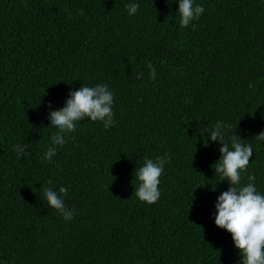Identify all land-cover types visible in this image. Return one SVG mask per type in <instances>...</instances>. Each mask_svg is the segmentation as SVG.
<instances>
[{
  "label": "trees",
  "instance_id": "1",
  "mask_svg": "<svg viewBox=\"0 0 264 264\" xmlns=\"http://www.w3.org/2000/svg\"><path fill=\"white\" fill-rule=\"evenodd\" d=\"M195 4L203 14L181 28L178 0H0V264H240L214 223L229 185L208 137L223 122L229 145L233 132L252 145L241 185L254 174L264 194V0ZM98 84L115 124L78 122L44 160L49 112ZM164 153L160 198L140 202L133 176ZM49 186L67 187L73 219L47 205Z\"/></svg>",
  "mask_w": 264,
  "mask_h": 264
},
{
  "label": "clouds",
  "instance_id": "2",
  "mask_svg": "<svg viewBox=\"0 0 264 264\" xmlns=\"http://www.w3.org/2000/svg\"><path fill=\"white\" fill-rule=\"evenodd\" d=\"M139 7L136 2L125 5L129 16L136 14ZM177 11L180 16L179 26L186 28L192 21L199 19L204 7L196 5L195 0H178ZM77 14L82 15L83 11L80 10ZM147 67L150 70V79H155L154 66L149 62ZM68 96L62 108L51 110L48 114L50 126L56 129L50 136L51 145L43 154V159L49 163L57 154V148L66 143L67 134L77 130L78 122L86 118L93 122L100 121L105 129L115 124L114 94L107 84L91 87L82 85L78 90L69 92ZM48 107L51 109V102ZM231 127L229 124L217 122L208 137V140L222 144L219 148L220 157L212 168L214 166L215 173L222 178L221 181H227L229 185L227 190L217 197L214 223L216 227L224 229L231 235L233 245L240 253V264H264V194L257 190L254 174H248V182L241 185L242 177L247 173L253 155V148L251 144L243 143L244 140L234 132L229 145L225 141V134ZM255 138L264 141V131ZM26 147L21 144L15 145L17 158H20L21 154L28 155L24 151ZM170 159L167 153L156 157L155 160L144 158L143 166L133 176L138 181L134 192L140 202L151 205L159 200L160 177L164 174V166ZM52 184L53 181L50 179L48 185ZM67 194L68 189L64 186H61L58 192L51 186L43 188L47 205L60 213L65 220H71L74 218V210L68 208L64 202Z\"/></svg>",
  "mask_w": 264,
  "mask_h": 264
}]
</instances>
